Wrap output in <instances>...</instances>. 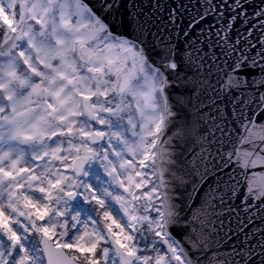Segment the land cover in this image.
Returning a JSON list of instances; mask_svg holds the SVG:
<instances>
[{
    "label": "snow or ice",
    "instance_id": "snow-or-ice-1",
    "mask_svg": "<svg viewBox=\"0 0 264 264\" xmlns=\"http://www.w3.org/2000/svg\"><path fill=\"white\" fill-rule=\"evenodd\" d=\"M0 264H264V0H0Z\"/></svg>",
    "mask_w": 264,
    "mask_h": 264
}]
</instances>
